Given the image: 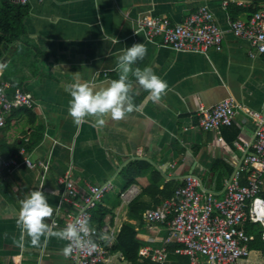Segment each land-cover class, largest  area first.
I'll return each mask as SVG.
<instances>
[{"label":"crops","instance_id":"obj_1","mask_svg":"<svg viewBox=\"0 0 264 264\" xmlns=\"http://www.w3.org/2000/svg\"><path fill=\"white\" fill-rule=\"evenodd\" d=\"M25 5L30 50L27 55L17 53L16 46L7 50L0 62L7 65L0 69V81L10 85L11 95L30 93L34 105L7 114L0 129V157L9 158L23 148L35 167L22 163L0 173V264H69L63 254L67 241L51 237L46 245L33 247L26 239L23 249L17 246L20 202L31 191H42L48 203L58 207L46 220L52 230L66 227L70 209L63 201L66 176L81 187L106 181L114 185L96 210L104 214L102 232L111 238L110 243L103 242L108 253L102 264H132L121 251L111 250L123 226L138 232L143 242L139 262L154 261L142 250L163 247L168 224L149 223L146 212L175 199L186 175L199 177L206 190L223 197L225 178L244 156L236 143L254 141L252 112L264 111V56L251 55L250 41L235 36L230 24L247 21L264 0H27ZM200 7H207L223 30L220 50L176 51L140 31L144 16H165L180 23ZM137 43L145 45L147 54L133 69L151 68L167 83L161 100L145 102L148 93L130 75V95L139 111L119 121L105 117L100 124L88 117L83 124H74L68 115L72 97L65 91L75 82L73 75L79 72L81 81L94 89L108 87L119 79L116 60L122 50ZM226 98L237 105L234 124L202 130L199 112ZM132 186L139 193L124 201L121 193ZM92 224L97 226V219ZM176 247L167 245L165 264H191L189 257L175 252ZM250 251L237 264H264L260 251ZM254 253L257 257L252 258Z\"/></svg>","mask_w":264,"mask_h":264},{"label":"built area","instance_id":"obj_2","mask_svg":"<svg viewBox=\"0 0 264 264\" xmlns=\"http://www.w3.org/2000/svg\"><path fill=\"white\" fill-rule=\"evenodd\" d=\"M26 4L27 0H16ZM140 31L151 41L161 43L176 51L206 52L220 50L223 46V30L217 24L214 14L207 7H200L184 21L172 23L165 16H144L139 22ZM232 33L250 41L254 52L251 55L264 56V5L247 21L235 20L230 24ZM10 85L0 81V129L6 125L7 114L22 107L34 105L32 95L26 91L9 94ZM237 105L226 98L213 108L199 112V127L204 131H218L234 124ZM256 120L254 141L251 144L237 142L244 153L240 162L225 178L223 197L206 190L199 177L186 175L175 190V199L164 201L159 207L146 212L149 223H167L168 235L160 249L146 248L142 254L152 257L158 263L167 259V245L177 244L175 252L189 257L191 264H237L250 255L252 240L243 230L250 220L261 225L264 237V111L252 112ZM22 163L34 168L25 149L9 158L0 157L1 171L11 172ZM63 201L70 209L66 214L65 226L78 219L87 222L95 230L92 239L97 248L92 251L74 250L69 264H102L108 253L104 243L96 240L98 227L92 224L93 212L113 190L111 181L89 184L81 187L73 178L66 176ZM139 193L132 186L121 197L128 201Z\"/></svg>","mask_w":264,"mask_h":264},{"label":"clouds","instance_id":"obj_3","mask_svg":"<svg viewBox=\"0 0 264 264\" xmlns=\"http://www.w3.org/2000/svg\"><path fill=\"white\" fill-rule=\"evenodd\" d=\"M122 51L123 54L116 60L119 79L112 80L110 86L94 89L86 82L81 81L79 72L73 75L75 82L65 86V91L72 97L69 101L68 115L74 124L81 125L88 117L97 118L100 124L105 122V117L119 121L133 111H139L140 107L133 103V97L130 95L133 87L129 81L130 75L135 78L139 87L148 93L145 102L148 100L159 102L166 93L167 83L154 74L151 68L141 70L136 67L133 69V65L146 57L147 48L143 43L134 44ZM6 67L7 65L0 64V69ZM54 211H58V207L54 209L42 191H31L20 202L17 214V227L20 229V236L17 246L23 249L27 239L30 240L33 247H42L48 243L49 238L55 237L68 242L63 248L65 257L71 256L76 249L92 251L97 248V242L91 238L95 234V230L91 229L87 222L82 223L78 219L61 230L53 231L46 220L53 216ZM97 239L104 243H110V237L103 232L98 234Z\"/></svg>","mask_w":264,"mask_h":264},{"label":"trees","instance_id":"obj_4","mask_svg":"<svg viewBox=\"0 0 264 264\" xmlns=\"http://www.w3.org/2000/svg\"><path fill=\"white\" fill-rule=\"evenodd\" d=\"M29 14V6L15 2L13 0H2L0 6V62L3 63L6 52L9 48H15L19 54L27 55L30 50V44L26 39L25 18ZM237 132L233 135L236 138ZM170 188L166 186L165 190ZM164 190V191H165ZM264 198V190L261 192ZM97 210V209H96ZM96 210L93 212V218L98 221V234L102 232L104 214L98 215ZM243 230L248 236L252 237L249 242L250 250H258L264 257V237L261 225L250 220L243 225ZM98 235L95 237L96 240ZM111 240V238H110ZM143 242L138 238V232L128 226H123L118 237L113 240L111 250L121 251L123 256L132 262V264H160L151 260L139 262V250ZM175 246L170 251L174 252ZM165 264V263H164ZM167 264V263H166Z\"/></svg>","mask_w":264,"mask_h":264},{"label":"rangeland","instance_id":"obj_5","mask_svg":"<svg viewBox=\"0 0 264 264\" xmlns=\"http://www.w3.org/2000/svg\"><path fill=\"white\" fill-rule=\"evenodd\" d=\"M256 255H257V254L254 253V254L251 255V257H252V258L257 257ZM263 260H264V259H263Z\"/></svg>","mask_w":264,"mask_h":264}]
</instances>
